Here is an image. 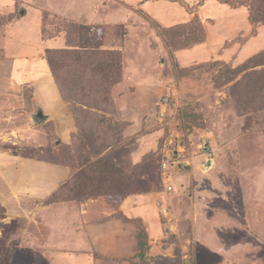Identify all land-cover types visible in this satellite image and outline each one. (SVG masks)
<instances>
[{
    "label": "rangeland",
    "instance_id": "1",
    "mask_svg": "<svg viewBox=\"0 0 264 264\" xmlns=\"http://www.w3.org/2000/svg\"><path fill=\"white\" fill-rule=\"evenodd\" d=\"M253 1L264 13V0ZM209 7L214 17L204 7L191 18L203 21L205 36L197 24L188 37L183 25L164 29L145 15L151 32L132 28L126 51L111 49L123 37L46 13L44 36L64 33L71 47L45 53L53 84L38 67L27 85L29 64L13 67L36 54L12 36L24 8L0 10V264H264V46L242 53L247 42H238L231 52L222 35L243 30L247 13L222 20L219 6ZM122 11L107 19L132 23ZM199 43L210 57L192 61L182 50ZM38 104L49 118L35 123ZM25 160L39 165L26 175L29 191L18 177ZM129 197L135 207L133 198L154 202V229L137 219L125 235L82 229L73 247L87 250L89 262L63 257L71 249L59 246L55 218L66 227L71 213L62 205L82 207L93 225L113 216L127 222L121 206Z\"/></svg>",
    "mask_w": 264,
    "mask_h": 264
},
{
    "label": "crops",
    "instance_id": "2",
    "mask_svg": "<svg viewBox=\"0 0 264 264\" xmlns=\"http://www.w3.org/2000/svg\"><path fill=\"white\" fill-rule=\"evenodd\" d=\"M49 1L50 2H57L56 7H58L59 5H62V4L63 5L64 4L65 5H71V8H70L71 10L67 11V12L64 11L62 13L60 11V8H57V11H55L52 9L51 6L47 5L45 0H35L34 2L31 1L32 4H30V3L27 4L26 2H23L21 0H0V10L3 8H7L9 5L13 4V2L20 3V5H22L24 8L21 11V15L19 16L20 19L17 20L18 25L16 24L15 30L12 31V36L13 37L15 36V38H16V36L19 37V40L22 43V45L23 46L25 45V50H26V53L28 55L36 52L35 56L26 57V58H15L13 60V62H14L13 67H15L17 65V63H20V62H25L26 64H29L28 68L30 69V72L23 74V78H24L23 83L26 85L28 83L32 82L31 81L32 78H30L29 76L34 74L35 72H37L35 69H37L38 67H40V69L43 70V73L45 74L46 80L47 81L50 80L51 84H53L54 78L49 73L50 68H49L48 62L46 60L47 58L45 56V53L47 51L66 50V49L71 47L69 39L64 33H60V34H58L56 36H52V37H45L44 36V29H45L44 18H45L46 13L51 14L53 16H58L61 19H64V20H66L72 24L82 25V26L85 25V26L101 27L103 29V32L105 33L103 38L109 37L111 39L116 40V38L121 39L120 37H123L122 41L120 40L121 42L118 39L115 41L117 43L119 42L121 49L120 48L118 49L115 46H113L111 49H113L115 51L116 50L126 51V48L121 43L124 41V38H127L128 36H130V31L132 28H134V30H139L137 33H140V34L143 33V31H142L143 28H144V30H148L149 32H151V30L148 29L144 25V23L142 24L145 15H148L149 17H151L157 24H159V26L161 28L165 29V28L180 27L183 24L184 25L188 24L189 22L193 21V19H191V18H193V15H195V14L200 15L201 14L200 10L204 7H208L210 9L209 15H212L213 9H211L209 7L212 5L214 7H217V5L219 6L220 13L218 14V17L221 18V15H224V18H222V20L233 19L234 17H238L239 15H242L241 12H243V13L246 12V10L245 11L243 10L244 8L232 9L229 7V5L222 4L218 0H204V3L202 6H200V2L202 0H183L184 2L189 4V6H191V7H194V6L199 7L197 12H195V13H190L189 11H187V9L184 8L183 5L180 4V2L172 1V0H49ZM121 9L125 10V11L121 12L122 15L127 13L128 19L134 18V21L132 23L129 24V22L126 23V21H124V20H119V16H114L115 19H112V20L107 19V17L110 16L112 13H114L115 11L121 10ZM214 16H215V14H213V17ZM209 17L212 18V16H209ZM244 18L246 20H248L247 19L248 14H246L244 16ZM190 19H191V21H190ZM201 22L203 25V21H201ZM247 22L248 23H247V25L245 24V28L243 30H241L237 33L232 32V35H230V33H228V34L225 33L224 35H222V37L224 38L223 40H225V42H226L228 40L233 41L234 39L242 38V36L245 37L251 30V26L249 24V21H247ZM222 26H224L226 28L231 27V29H233L232 24H229V25L224 24V21H223ZM216 30L214 31V35L216 36V34H217V37H218L220 32H218ZM263 31H264V29H260V27H258L256 37H253V38H250L249 40H247L246 45L243 44L245 46L243 49H241L242 53H244V52L249 53V52H252L253 50H256L260 46L261 47L264 46V44H263L264 43ZM243 34H246V35H243ZM228 38H230V39H228ZM223 40L222 41L217 40V42L223 43ZM205 42H207V41H205ZM246 42H244V43H246ZM104 45L105 44H102V46L100 47L101 50L106 49V46H104ZM201 45H203V44H200V45H197L193 48L182 50V51L185 54H190V56L194 59L192 61L208 59L210 57V55L204 46L205 44L203 45V47L205 49ZM241 47H242V45H241ZM241 47L239 44L238 45L233 44L230 49H231V52L235 53L236 49L241 48ZM107 49H109V48L107 47ZM111 49H109V50H111ZM2 54H3V52H2ZM57 90H58V88H57ZM34 99H35V94H34ZM35 102H37V101L35 100ZM38 105L39 106L36 105V110L37 109L39 110L40 108L44 109L42 106H40V104H38ZM33 115H36V114H33ZM46 115L49 118L48 113H46ZM2 158H4V160H3L4 162H7L6 156L2 157ZM14 159L19 160V159H16V157ZM16 162L17 161H15V163ZM138 162L139 161H136V163H138ZM36 165H37L36 163H34V162L30 163V161H26V160H25V162H21L19 165V166H21V168L18 169V171L20 173V175L18 177L21 180L22 187H23V185H25V189H23L24 191H26V190L29 191V189H28L29 187L27 185L28 184L27 179L29 177H27L26 175L28 174L30 167H32V170H33V168H35ZM207 165H208V163L206 164V166ZM37 166H39V165H37ZM5 176L7 177L6 180H8L10 177L9 174H6ZM40 180L41 179L38 180L39 183L41 182ZM56 180H57V182H59L58 181L59 179H56ZM5 182H7V181H5ZM26 185H27V187H26ZM44 189H45L44 187L39 188L36 191L34 196H36L38 191H45ZM215 190H217L216 192L219 193L218 192L219 189L216 188ZM15 192H17V191H15ZM8 193H9V195L13 194V192L11 190ZM49 193H50V191H49ZM169 193H171V192H169ZM172 193H174V191ZM23 194H26V193L23 192ZM6 195H8V194H6ZM13 195H15V194H13ZM45 195H46V193L44 194V197H46ZM184 195H186V197H188L187 194H184ZM138 196L140 197V195L133 196V197H138ZM188 199H189V197H188ZM133 200L137 201L138 202L137 204H139L140 206L135 207V206H133V203L131 205L130 202L132 201V197L127 198L122 203V206H121V211H122L121 213L123 215V218L126 219L125 221H127V222H124L119 217L113 216L115 218H113V217L107 218L106 220H104V222H101L100 224H97V225L90 224V222H91L90 217L88 215L84 214V212H86V210L84 211L82 209V207H78L74 203H73V206L70 203L62 205L60 208H61V210H64L63 211L64 214L71 213V220L69 222H65V224L67 223L66 227L64 225L59 226L57 222H62V221H59V220L56 221V218H55V222H56L55 225L57 226L56 228L62 229L61 231L57 230V231H59V237L61 240L64 239V241H65V242L59 244V246L60 247L68 246V249H71V252H61L64 254L63 257L67 256V257L73 258L76 256L75 261L76 262L79 261V263H80V262H82V260L79 258V255H82L85 257V260L89 262V260H90L89 254H88L89 252L87 250L86 251L74 250L76 247H78L79 244H76L73 247L74 242H78V243L81 242L79 240L80 237L85 238V236H82V232H83L82 229H85L87 231V228H90L93 226L95 228L98 225H104V227H105L104 229H106V232L108 229V230L113 231L115 235H117V233H120V232H122L125 235L126 232H129L130 228H133V227L135 228V226H133L131 221L136 220V219L141 221L148 228L149 232L152 229V227L154 229V227L156 226V225H154V223L155 224L157 223V218H158V217L155 218V216H158V211H157L158 209L153 205L154 202L150 203L148 201H143V199L137 200L134 198H133ZM141 201H143V202H141ZM146 202H148V204H146ZM136 208H139V210L135 211ZM141 209H144V211ZM146 209L152 210V211L150 210L148 213L151 216H154L153 217L154 220L149 221L147 219V217L145 215L147 213ZM130 225H132L133 227H130ZM91 232H93V231H91ZM152 233H153V231H152ZM87 235H89V230L87 231ZM117 237H119V236H117ZM97 239H100L102 241L104 239V234L101 237L100 236L97 237ZM108 240H110V237ZM132 247H133L132 250L134 252L136 249V244L134 242H133ZM111 251H115V249H112ZM129 255H131V254H129ZM120 258L125 259L124 257H120ZM127 258L130 259L131 256H129ZM108 260H113V257L108 258Z\"/></svg>",
    "mask_w": 264,
    "mask_h": 264
},
{
    "label": "trees",
    "instance_id": "3",
    "mask_svg": "<svg viewBox=\"0 0 264 264\" xmlns=\"http://www.w3.org/2000/svg\"><path fill=\"white\" fill-rule=\"evenodd\" d=\"M172 1L180 2V4L183 5L185 7V9H187V11H189L190 13L197 12V10L199 8L198 6L191 7V6H189V4H187L183 0H172ZM218 1H220L222 4L229 5V7L232 8V9L244 8V9H246V12L248 14V21H249V24L251 26V30H250L251 36L250 37H246V38L234 39L233 41H231L232 45L234 43L237 44L238 42L239 43H242V42L244 43L247 40H249L250 38L256 37L258 26L260 25L261 22H263L262 21L263 20L262 19V17H263L262 15H264V13L257 11L258 9H256V3L253 0H218ZM203 3H204V0H202L200 2V6H202ZM256 12H258V13H256ZM195 24H197V28L198 29L201 28L202 34L204 35L205 31L203 29L202 22H201V20L198 17H195V19L193 21L189 22L187 25H184V24H183V26L181 25L182 27L187 28L188 37L190 36L191 28H193V26ZM227 43H229V42H227ZM199 44H197V45H199ZM33 99H34V94H33Z\"/></svg>",
    "mask_w": 264,
    "mask_h": 264
},
{
    "label": "water",
    "instance_id": "4",
    "mask_svg": "<svg viewBox=\"0 0 264 264\" xmlns=\"http://www.w3.org/2000/svg\"><path fill=\"white\" fill-rule=\"evenodd\" d=\"M32 119H33V121H35V123H40L41 121L47 120L48 116L45 115L43 113V111H41V109H39V110L37 109V113H36V115L32 116Z\"/></svg>",
    "mask_w": 264,
    "mask_h": 264
},
{
    "label": "built area",
    "instance_id": "5",
    "mask_svg": "<svg viewBox=\"0 0 264 264\" xmlns=\"http://www.w3.org/2000/svg\"><path fill=\"white\" fill-rule=\"evenodd\" d=\"M163 168L165 169V174L167 173L168 174V167H167V164H163ZM166 174V175H167ZM172 190V187H169V191Z\"/></svg>",
    "mask_w": 264,
    "mask_h": 264
}]
</instances>
